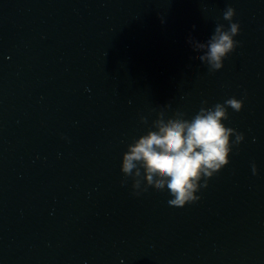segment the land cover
Returning a JSON list of instances; mask_svg holds the SVG:
<instances>
[{
  "label": "water",
  "instance_id": "95a60500",
  "mask_svg": "<svg viewBox=\"0 0 264 264\" xmlns=\"http://www.w3.org/2000/svg\"><path fill=\"white\" fill-rule=\"evenodd\" d=\"M228 6L240 46L210 73L189 40ZM232 97L245 139L198 202L121 186L165 108ZM0 264H264V0H0Z\"/></svg>",
  "mask_w": 264,
  "mask_h": 264
},
{
  "label": "clouds",
  "instance_id": "9594fccd",
  "mask_svg": "<svg viewBox=\"0 0 264 264\" xmlns=\"http://www.w3.org/2000/svg\"><path fill=\"white\" fill-rule=\"evenodd\" d=\"M234 15L235 10L226 7L223 20L227 27L217 24L207 41H201L195 34L189 40L193 49L202 53L198 58L210 73L220 71L225 59L240 46L234 39L240 29L239 23L232 22ZM243 102L232 97L223 104L206 107L207 101H202L191 118L179 112L173 119L165 108L155 130L134 139L122 153L121 186L126 187L127 179L132 178L138 182V194L151 192L153 188L167 192L170 207L183 208L198 202L200 197L196 193L207 188L208 181L228 165L232 149L245 139L243 133L224 123L228 120V109L239 113ZM141 122L150 121L141 117ZM251 170L253 175L257 174L255 163Z\"/></svg>",
  "mask_w": 264,
  "mask_h": 264
}]
</instances>
